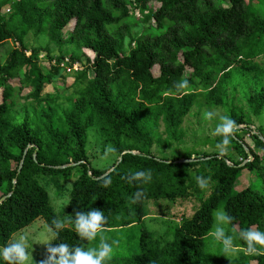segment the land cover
<instances>
[{
  "label": "trees",
  "instance_id": "1",
  "mask_svg": "<svg viewBox=\"0 0 264 264\" xmlns=\"http://www.w3.org/2000/svg\"><path fill=\"white\" fill-rule=\"evenodd\" d=\"M73 20V30L64 34ZM140 22L145 26L134 32ZM29 34H45L60 54L28 44ZM11 40L18 46L0 65V198L11 193L0 203V249L42 217L55 230L50 246L64 243L86 250L89 241L77 235L75 213L98 208L107 217L104 229L134 224L142 228L136 251L107 264H250L252 259L264 264V250L235 255L208 235L218 209L232 217L230 232L248 227L264 231V131L252 133L248 126L264 111V0H0V45ZM68 45L92 51L94 59L87 57L83 64L75 48L66 50V56L63 48ZM42 51L58 64L45 70ZM65 57L81 64L80 70L69 73V93H44L63 70L59 62ZM67 77L63 74V81ZM16 89L34 102L27 105L30 116L23 123L13 116ZM196 104L226 107L225 117L234 127L246 126L230 133L224 153L159 157L154 147L165 140V146L180 141L183 119ZM91 128L116 155L103 169L90 166L86 145ZM221 140L218 135L211 144L217 147ZM243 143L253 159L240 166L249 159ZM125 150L135 153L123 154ZM233 150L243 155L241 161L232 160L228 152ZM193 157L200 160L156 159ZM78 162L64 169L48 167ZM244 168L259 182L235 192ZM137 170L150 171L151 179L128 180ZM49 174L76 178L67 207L72 225L60 230L52 223L58 218L49 193L36 178ZM197 176L208 178L205 189L197 187ZM105 180L110 181L106 187ZM137 191L141 196L134 201ZM189 196L200 201L198 209L166 237H155L142 225L146 201ZM47 255L29 264H43ZM0 264L7 262L0 259Z\"/></svg>",
  "mask_w": 264,
  "mask_h": 264
},
{
  "label": "rangeland",
  "instance_id": "2",
  "mask_svg": "<svg viewBox=\"0 0 264 264\" xmlns=\"http://www.w3.org/2000/svg\"><path fill=\"white\" fill-rule=\"evenodd\" d=\"M152 5L154 9L158 6L155 2H153ZM8 10L9 6L3 8V12L5 13H7ZM136 14L137 16H139L138 13ZM74 24L75 20L71 21V23L64 30V34H67V32L73 30ZM143 26H145V23L140 22L133 27V31H141ZM26 42L28 44L35 45V47L44 46L46 48H49L51 52L56 55L60 54L61 52L59 47L49 42L45 34H41L38 37L29 34L26 38ZM17 46L18 44H16L14 40L0 45V65L6 62L9 53ZM72 49L76 50V52L79 53V55L81 56V62H83V64L87 57L91 61L94 59L95 54L92 51L88 49L78 50L74 45H68L64 47L63 52L65 54L66 50ZM29 50H31V48H29ZM45 54L46 53L43 51L40 53L41 56H47ZM65 55L69 56L68 54ZM40 60V64L45 68V70H48L50 68V65L48 63L49 59L41 58ZM261 65L264 66V64L262 63ZM152 71L154 75L157 76L159 74V66L153 67ZM63 74H66L64 70L60 71V73L53 79V81L45 86L44 93H55L57 91L63 96L67 95L69 92L65 91V88L72 84L73 75L67 73L68 77L65 81H63ZM13 82L15 83L16 81L14 80ZM29 90L30 89H26L24 90V92H29ZM1 92L2 90H0V99ZM13 100L15 103V107L13 109L14 120L23 123V120H26L27 118H29L28 116H30L27 105L30 106V103L33 104L34 102L26 101L21 96V93H19V89L15 90ZM60 102L65 105L67 104L63 98L62 100H60ZM200 103H202V101H200ZM37 109L39 108L37 107ZM226 110V107H209L206 104H196L192 112L183 119V122L181 124L182 138L180 139V141H172L169 146H165V140L161 143V145L155 146L154 150L159 154V157L185 155L187 153H193L194 151H220L218 147H215V145L213 146V144H211V141L216 136H218V134L215 133V128L217 124L221 122V117L226 116ZM253 122L254 123L248 125L252 130V133L259 134L261 131L258 130L264 131V111L260 115L253 116ZM240 126V128H233V130L241 129L246 125L242 124ZM161 130V133L163 135L164 127H162ZM249 136V133L245 134L247 142L250 144V146H253V141H251ZM164 139L165 138H163V140ZM86 147L90 166L103 169L112 164L116 158L111 145L106 144V142L102 140V138L94 128H91L88 131ZM228 153H230L233 161L242 160L243 155L238 152V150H233ZM226 154L227 153H225V155ZM15 164L16 163L14 162L13 165ZM36 178L38 182L48 191L50 202L57 214V218L63 222V225L71 226L72 218H70V216L68 215L67 207L70 200L72 183L76 178L72 177L69 180H65L61 175L58 174L38 175L36 176ZM258 182L259 181L255 173L247 168H244L241 172L234 191H241L247 188L249 185L257 184ZM199 205L200 201L195 196L176 198L173 200H148L145 202L146 215L143 218L142 225H144V227L149 232L153 233L155 237L164 238L167 236V234H170V230L175 225L181 223L183 218L191 217L198 209ZM141 229V224H134L131 226L116 229H103L100 235L104 237L105 241L110 244L115 241V244L112 245L113 251L111 258H121L132 255L137 249V247L135 246L138 243ZM54 236L55 230L52 229L42 217H39L32 224L15 233L11 239V243L20 239L21 237L24 238L27 255V260L25 261V263L29 264L35 258L43 255L47 251L48 247L54 239ZM169 238H171L170 235ZM98 243L99 237H97V239L95 240L89 241L86 250L97 247ZM240 253V251L233 252V254L235 255H239ZM250 264H257V260L252 259L250 261Z\"/></svg>",
  "mask_w": 264,
  "mask_h": 264
},
{
  "label": "clouds",
  "instance_id": "3",
  "mask_svg": "<svg viewBox=\"0 0 264 264\" xmlns=\"http://www.w3.org/2000/svg\"><path fill=\"white\" fill-rule=\"evenodd\" d=\"M234 122L227 118L221 117V122L217 124L215 133L222 137L217 145L221 153L225 151L228 144V137L233 131ZM128 180L147 183L151 179V173L147 170L133 171L128 175ZM197 187L205 189L208 184L207 177H195ZM110 183L109 180L104 181L106 187ZM141 192L137 191L133 194V200L140 198ZM107 217L98 208H89L86 212L77 211L74 218V228L77 235L84 240L92 241L99 237L98 246L92 249H82L80 247H71L64 243L51 245L48 247V255L43 264H107L112 257V245L106 242L104 237L100 235L106 224ZM232 222V217L223 209H219L214 213V222L208 235L218 241L222 249L226 252H243L245 255H258L264 250V231L248 227L241 229L239 232L228 231L227 226ZM55 229L60 230L63 222L59 219L53 220ZM234 241L242 243L236 244ZM0 259L6 261L7 264H25L27 260L26 246L24 238L8 244L0 249Z\"/></svg>",
  "mask_w": 264,
  "mask_h": 264
},
{
  "label": "water",
  "instance_id": "4",
  "mask_svg": "<svg viewBox=\"0 0 264 264\" xmlns=\"http://www.w3.org/2000/svg\"><path fill=\"white\" fill-rule=\"evenodd\" d=\"M241 126L240 125H238V126H235L234 128H240ZM235 137V136H234ZM236 138V137H235ZM260 138L264 141V137L263 136H260ZM237 139V138H236ZM240 142H242V141H240ZM243 147H244V149H245V151L247 152V154H248V156H249V159H247V160H245L242 164H240V166H244L248 161H250V160H252L253 159V155H252V153H251V149H250V147L249 146H247L245 143H243ZM124 153H135V151H133V150H125L124 152H123V154ZM35 154H36V152L34 153V156H35ZM25 155H26V151H25V153H24V157H25ZM210 157H207V158H204V159H209ZM122 159V156H120V158H119V160H121ZM158 161H162V162H166V163H188V162H194V161H198V160H200V159H196V158H190V159H179V160H176V161H168V160H163V159H159V158H156ZM227 160V159H226ZM119 162H117V164H118ZM77 164H79V162L78 163H69V164H65V165H56V166H53V165H50V166H48V167H50V168H54V169H64V168H67V167H73V166H76ZM116 164V165H117ZM43 165V164H42ZM22 166H23V160L20 162V165H19V169H18V172H20L21 171V168H22ZM113 170V168L112 169H110L109 171H107L105 174H103L102 175V177L103 176H106L108 173H110L111 171ZM90 174H91V172H90ZM15 181V180H14ZM11 195V193H9L8 195H6V196H2L1 198H0V203H2L7 197H9Z\"/></svg>",
  "mask_w": 264,
  "mask_h": 264
},
{
  "label": "built area",
  "instance_id": "5",
  "mask_svg": "<svg viewBox=\"0 0 264 264\" xmlns=\"http://www.w3.org/2000/svg\"><path fill=\"white\" fill-rule=\"evenodd\" d=\"M26 53L27 55H30L31 51H26ZM39 57L40 59L41 58L47 59L46 56L44 55L43 56L40 55ZM48 63L50 65L49 67L58 64L56 59L48 60ZM59 67H61L65 73H73L81 69V64L78 62L72 63L68 57H65L62 61L59 62Z\"/></svg>",
  "mask_w": 264,
  "mask_h": 264
}]
</instances>
